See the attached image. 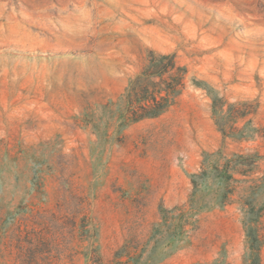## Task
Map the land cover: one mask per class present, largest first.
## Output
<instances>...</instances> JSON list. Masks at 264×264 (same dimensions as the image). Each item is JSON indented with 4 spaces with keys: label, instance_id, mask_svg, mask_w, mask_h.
<instances>
[{
    "label": "rangeland",
    "instance_id": "obj_1",
    "mask_svg": "<svg viewBox=\"0 0 264 264\" xmlns=\"http://www.w3.org/2000/svg\"><path fill=\"white\" fill-rule=\"evenodd\" d=\"M162 56L182 86L133 122ZM253 237L264 264V0H0V264H246Z\"/></svg>",
    "mask_w": 264,
    "mask_h": 264
},
{
    "label": "trees",
    "instance_id": "obj_2",
    "mask_svg": "<svg viewBox=\"0 0 264 264\" xmlns=\"http://www.w3.org/2000/svg\"><path fill=\"white\" fill-rule=\"evenodd\" d=\"M160 60V66L152 67L156 71L148 68L132 82L127 94V111L133 122L161 115L168 108L176 89L182 86L180 68L175 66L173 57L162 56ZM165 74L167 77H164ZM154 76L160 78L157 84L150 81ZM135 102L138 106L133 107ZM250 251L246 264H261L260 248L255 237L251 240Z\"/></svg>",
    "mask_w": 264,
    "mask_h": 264
}]
</instances>
